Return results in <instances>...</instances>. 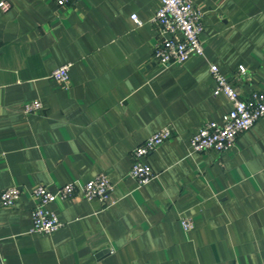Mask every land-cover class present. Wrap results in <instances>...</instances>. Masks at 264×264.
I'll return each mask as SVG.
<instances>
[{
	"label": "crops",
	"instance_id": "crops-1",
	"mask_svg": "<svg viewBox=\"0 0 264 264\" xmlns=\"http://www.w3.org/2000/svg\"><path fill=\"white\" fill-rule=\"evenodd\" d=\"M193 1L205 52L169 66L154 55L161 0H8L0 11V193L21 188L14 206L0 201L3 264H264V118L223 152L190 143L232 109L211 65L242 96L264 91V0ZM64 64L68 85L51 76ZM36 99L42 109L25 112ZM163 127L173 135L145 158L156 177L140 185L134 149ZM99 174L114 204L77 192L53 204L62 227L31 231L35 187Z\"/></svg>",
	"mask_w": 264,
	"mask_h": 264
},
{
	"label": "built area",
	"instance_id": "built-area-1",
	"mask_svg": "<svg viewBox=\"0 0 264 264\" xmlns=\"http://www.w3.org/2000/svg\"><path fill=\"white\" fill-rule=\"evenodd\" d=\"M59 5H66L72 0H55ZM10 8L8 0H0V11L7 12ZM133 20L141 25L138 16L133 15ZM204 12L198 8L193 0H161L160 7L153 18L166 35L160 40L154 50L155 58L164 66L185 62L192 55H203L205 52L202 33L204 31ZM70 64H64L53 70L51 76L64 85L69 84ZM211 74L216 83L214 95L225 94L232 102V109L224 114L222 121H209L200 126L191 138L192 152L214 150L223 152L234 146L240 133L253 127L256 122L264 118V91L252 92L249 96H242L235 89L229 79L221 73L216 65L210 66ZM241 73L246 72L240 66ZM43 107L40 100L27 102L25 112H35ZM170 127H163L133 152L134 162L130 175L140 184L150 183L156 173L146 162L145 158L160 145L172 137ZM112 181L105 175L99 174L85 183L69 182L54 190L46 185H39L33 189L36 205L32 210V232L51 234L63 226L53 209L57 200H66L82 192L88 200L99 199L105 204H114L110 198L113 190ZM21 195V188L11 186L1 191L0 201L4 207L14 206ZM185 230L194 228L190 218L181 220ZM0 264L3 258L0 247Z\"/></svg>",
	"mask_w": 264,
	"mask_h": 264
}]
</instances>
